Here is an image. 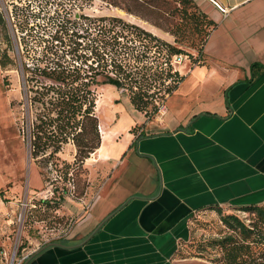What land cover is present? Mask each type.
<instances>
[{"label": "crops", "instance_id": "1", "mask_svg": "<svg viewBox=\"0 0 264 264\" xmlns=\"http://www.w3.org/2000/svg\"><path fill=\"white\" fill-rule=\"evenodd\" d=\"M193 2L216 24L202 64L155 117L134 109L140 122L121 130L99 120L111 179L85 225L36 245L25 264H173L196 211L264 201V0Z\"/></svg>", "mask_w": 264, "mask_h": 264}, {"label": "rangeland", "instance_id": "2", "mask_svg": "<svg viewBox=\"0 0 264 264\" xmlns=\"http://www.w3.org/2000/svg\"><path fill=\"white\" fill-rule=\"evenodd\" d=\"M125 6L132 13L127 12ZM182 7L183 4L176 0H124L120 7H116L112 0H0V15L4 21V26H0V52L8 48V55L14 60L6 68L0 66V242L5 243L4 246L11 247L17 242L20 249L28 252L36 245L63 239L75 228L85 225L84 220L113 171L112 163L103 165L101 155L95 151L83 167L70 169V179L64 181L66 168L61 161L50 158L45 164H40L41 159L31 157L23 132L26 112L22 103L25 98L21 57L30 62L38 48L39 38L49 35L61 20L70 18L73 22V19H78L76 23L80 24L88 23L86 17L94 21L115 16L182 49V58L174 59L173 55L170 65L172 71L184 77L192 65L190 53L196 55L210 27L199 23L196 29L192 19L187 20L180 12ZM185 8L191 17L194 9L188 5ZM94 31L90 29L91 33H96ZM3 34L10 42L9 47L3 41ZM157 54L151 51L145 57L148 67L154 69L156 62L163 61ZM171 83L169 79L165 84ZM95 93V113L102 123L106 122L107 127L116 121L121 130L128 121L140 122L131 104L130 91L99 85ZM156 101L160 102L158 98ZM148 108L151 110V106ZM74 152V147L68 144L58 156L60 160L72 163ZM65 188L68 193L60 200L58 196ZM222 213L234 214L246 224L252 218L234 209L223 208ZM188 230L187 238L176 247L173 264H225L222 247L215 245V241L230 231L216 211L192 214ZM260 250L264 248L252 247L254 256Z\"/></svg>", "mask_w": 264, "mask_h": 264}, {"label": "trees", "instance_id": "3", "mask_svg": "<svg viewBox=\"0 0 264 264\" xmlns=\"http://www.w3.org/2000/svg\"><path fill=\"white\" fill-rule=\"evenodd\" d=\"M176 1L183 4L180 12L187 20L192 19L196 29L199 23L210 27L196 55L187 54L192 65L202 64L203 45L216 24L198 10L193 0ZM112 3L120 7L124 0H112ZM186 5L194 9L191 17ZM124 9L132 13L128 6ZM85 19L88 23L78 24V19L72 22L70 18L59 21L49 35L39 38L38 48L30 62H25L21 57L25 98L22 103L26 112L23 132L29 143L31 157L41 159L40 164H45L50 158L61 161L66 168L62 178L64 181L70 179V169L83 167L84 162L101 145L99 119L95 113L97 86L110 85L130 91L134 109L150 119L164 106L167 97L184 78L172 71L170 65V57L183 54L182 49L120 17H101L94 21L88 17ZM2 25L4 21L0 15ZM90 29L96 33H91ZM2 38L9 47L7 36ZM153 47L156 50H151ZM7 51L8 48H5L0 52L2 68L14 63ZM151 51L157 52L163 59L156 62L154 69L145 63V57ZM255 65L257 63H253L250 69ZM169 79L172 83L165 84ZM149 106L151 110H148ZM140 127L142 125L130 131L136 134ZM141 135L139 133L136 139ZM68 144L75 150L72 163L60 160L58 156ZM67 193V188L62 189L58 198L63 200ZM227 208L245 212L252 218L246 224L234 214H223V208L219 206H208L196 211H216L230 231L215 241V245L222 247L224 263L264 264V250H260L257 256L252 252L253 246L264 248V201Z\"/></svg>", "mask_w": 264, "mask_h": 264}, {"label": "built area", "instance_id": "4", "mask_svg": "<svg viewBox=\"0 0 264 264\" xmlns=\"http://www.w3.org/2000/svg\"><path fill=\"white\" fill-rule=\"evenodd\" d=\"M212 2H215V0H210ZM187 56H184L186 58ZM175 58H182V55H175ZM164 109V106H162L158 113L161 112ZM5 244L0 242V264H25L30 253L25 251L24 249H20V245L15 242L12 243L11 247H9V250L7 251L6 248H4Z\"/></svg>", "mask_w": 264, "mask_h": 264}, {"label": "bare ground", "instance_id": "5", "mask_svg": "<svg viewBox=\"0 0 264 264\" xmlns=\"http://www.w3.org/2000/svg\"><path fill=\"white\" fill-rule=\"evenodd\" d=\"M106 139V137L104 136V140Z\"/></svg>", "mask_w": 264, "mask_h": 264}]
</instances>
